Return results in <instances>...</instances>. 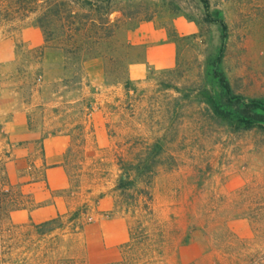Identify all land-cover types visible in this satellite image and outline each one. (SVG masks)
Returning a JSON list of instances; mask_svg holds the SVG:
<instances>
[{
  "label": "rangeland",
  "instance_id": "374dc122",
  "mask_svg": "<svg viewBox=\"0 0 264 264\" xmlns=\"http://www.w3.org/2000/svg\"><path fill=\"white\" fill-rule=\"evenodd\" d=\"M88 1L0 0V264H264V0Z\"/></svg>",
  "mask_w": 264,
  "mask_h": 264
},
{
  "label": "trees",
  "instance_id": "16d2710c",
  "mask_svg": "<svg viewBox=\"0 0 264 264\" xmlns=\"http://www.w3.org/2000/svg\"><path fill=\"white\" fill-rule=\"evenodd\" d=\"M19 1V0H16ZM37 0H20L18 2L21 5L24 4H31L34 5L35 8L39 7L37 6ZM206 7H207V2ZM75 5L78 9H85V6L90 5V2L88 0H46L45 7L43 12L39 17L42 18V20L47 21H53L57 22L60 25V32L62 37L65 39L74 37L75 35L79 34L81 31H83V27L81 28L80 25H82L80 22H77L78 19H80V16L73 10ZM84 18V16H83ZM221 29H222V36H221V51L224 49L225 40H226V33H227V27L224 24V22H219ZM77 25V26H76ZM83 26V25H82ZM56 31V30H55ZM57 32H59L57 30ZM58 42L63 41V39L57 40ZM60 50L66 51L65 48H59ZM220 61V59L218 58ZM219 77V83L221 86L229 92V86L226 82L224 76L221 74ZM128 82L127 78L125 79V84ZM251 108L255 111H259L261 113H248L247 111H242L241 114L246 119L243 121V123L250 128H259L263 129L264 127V103L261 102H253L250 105ZM215 113L217 115H222L221 112L217 108H215ZM250 121V122H249ZM123 181H120V184ZM125 186H122L124 188ZM13 186L10 185L6 172L4 168L0 169V250L3 248L4 254L6 255L7 250L10 248V241L12 240L11 236L13 233V225L9 222V216L10 213L17 210L21 205V199L17 198L16 196L13 197ZM20 199V200H19ZM55 220H51L53 222ZM49 222H46L44 225L48 224ZM1 254V252H0Z\"/></svg>",
  "mask_w": 264,
  "mask_h": 264
},
{
  "label": "crops",
  "instance_id": "0c3cea01",
  "mask_svg": "<svg viewBox=\"0 0 264 264\" xmlns=\"http://www.w3.org/2000/svg\"><path fill=\"white\" fill-rule=\"evenodd\" d=\"M137 70V69H136Z\"/></svg>",
  "mask_w": 264,
  "mask_h": 264
}]
</instances>
